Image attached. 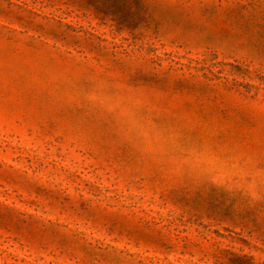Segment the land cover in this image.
I'll list each match as a JSON object with an SVG mask.
<instances>
[{
  "label": "rangeland",
  "instance_id": "374dc122",
  "mask_svg": "<svg viewBox=\"0 0 264 264\" xmlns=\"http://www.w3.org/2000/svg\"><path fill=\"white\" fill-rule=\"evenodd\" d=\"M0 264H264V0H0Z\"/></svg>",
  "mask_w": 264,
  "mask_h": 264
},
{
  "label": "trees",
  "instance_id": "16d2710c",
  "mask_svg": "<svg viewBox=\"0 0 264 264\" xmlns=\"http://www.w3.org/2000/svg\"><path fill=\"white\" fill-rule=\"evenodd\" d=\"M127 1V0H125ZM137 1V0H132ZM105 17L110 19L111 22L116 23L118 25L124 26L128 23H133L135 20L130 19L129 15L127 13L119 12V11H111V13H106Z\"/></svg>",
  "mask_w": 264,
  "mask_h": 264
}]
</instances>
